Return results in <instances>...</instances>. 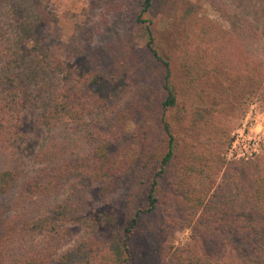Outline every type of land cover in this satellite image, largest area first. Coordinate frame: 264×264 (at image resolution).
I'll list each match as a JSON object with an SVG mask.
<instances>
[{
  "label": "trees",
  "instance_id": "16d2710c",
  "mask_svg": "<svg viewBox=\"0 0 264 264\" xmlns=\"http://www.w3.org/2000/svg\"><path fill=\"white\" fill-rule=\"evenodd\" d=\"M201 1L140 0L137 35L110 46L103 72L87 57L90 36L77 52L73 41L41 45L37 31L56 19L41 0H0V198L16 197L0 207V264H131L135 229L169 179L164 203L181 218L161 226V264H264V153L227 161L219 115L243 95L264 103V0H206L228 29L201 15ZM157 3L165 31L148 17ZM26 109L46 131L32 176L20 146ZM124 115L141 123L130 136H106L92 122L117 125ZM120 183L113 206L106 196ZM180 221L192 231L181 249L166 244ZM70 225L87 236L60 253Z\"/></svg>",
  "mask_w": 264,
  "mask_h": 264
},
{
  "label": "rangeland",
  "instance_id": "374dc122",
  "mask_svg": "<svg viewBox=\"0 0 264 264\" xmlns=\"http://www.w3.org/2000/svg\"><path fill=\"white\" fill-rule=\"evenodd\" d=\"M46 6L49 13L56 19L51 23L42 26L37 31V38L43 47H47L54 42L68 43L74 42L73 45L77 52L80 46H84L88 36L91 37V49L87 53V57H95V61L99 60L101 70L104 72L105 68L108 70L106 58L113 56V48L120 44V40L125 34H129V30L134 35H137V28L134 27L135 18L140 12V0H41ZM201 15L207 19L220 24L223 28L228 29L229 23L226 22L218 11L213 9L211 5L202 0ZM163 5L157 3L153 8L151 17L153 20L152 26L159 31L168 29V21L164 19ZM259 27L260 43L257 52L258 58L262 61L264 67V19ZM141 27V26H139ZM143 28V27H141ZM143 30V29H142ZM127 31V32H126ZM126 32V33H125ZM141 33V29H140ZM110 46H113L110 49ZM111 51V52H110ZM150 98L147 99V104L155 105L157 97H160V92H151ZM117 107L112 110L115 114H120V109L123 100H117ZM116 104V100L110 102ZM147 109V107H145ZM151 109V108H150ZM148 109V110H150ZM219 115L224 116L225 123V140L230 141V144L224 145L222 154L227 161H237L236 153L230 154V148L239 136V133L245 130V137L240 139L237 145L238 153H246L248 159L264 153V103L261 100H249L243 95L241 101L227 104L222 108ZM177 113L174 110L170 113L172 120ZM145 114H140L143 120ZM21 135L20 146L22 147L23 160L27 176H32L36 173L37 165L35 164V156L42 147L46 131L38 124L37 114L31 109H26L21 113ZM96 127L102 131L106 136L113 134V136H130L136 131L137 125L140 126V120H135L124 115L121 118V123L116 125V121L112 119L93 120ZM161 135V131H160ZM161 138V136H160ZM256 150V151H255ZM251 154V155H250ZM243 159V158H241ZM246 159V158H244ZM171 179L162 184L160 193V200L157 211L152 214L144 216L143 223L135 229V248H133V259L131 264H161V256L164 253L162 249V225L166 220L177 218L180 220L179 210L173 207H168L164 202L171 200L168 198L170 191ZM221 181V174L218 177L217 183ZM125 184H118L113 192L108 194L107 202L113 201V206H116L118 201L122 200V190ZM142 193H137L135 200H142ZM12 196H4L0 198V207L10 206L15 201ZM116 203V204H115ZM145 204V200L142 201ZM142 204V205H143ZM136 204V207H142ZM148 209L149 206L144 207ZM173 213V214H172ZM12 212L7 213L11 215ZM185 224L180 221L173 229H171L167 241L168 246L174 248H185L192 243V231L184 228ZM149 231L157 232L160 236L158 239L155 234L154 238L149 241ZM87 236L86 230L81 225H70L68 227V235L60 246V253L75 247Z\"/></svg>",
  "mask_w": 264,
  "mask_h": 264
},
{
  "label": "built area",
  "instance_id": "2783aa9c",
  "mask_svg": "<svg viewBox=\"0 0 264 264\" xmlns=\"http://www.w3.org/2000/svg\"><path fill=\"white\" fill-rule=\"evenodd\" d=\"M243 137H245V130L241 133H239L238 138L236 139V141L233 143L232 147L230 148V154L232 155L233 153H236V159H241V158H246L248 159V156L246 153H238L237 151V145L239 144L240 139H242ZM256 151V150H255ZM251 155V154H250Z\"/></svg>",
  "mask_w": 264,
  "mask_h": 264
}]
</instances>
